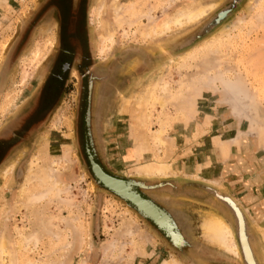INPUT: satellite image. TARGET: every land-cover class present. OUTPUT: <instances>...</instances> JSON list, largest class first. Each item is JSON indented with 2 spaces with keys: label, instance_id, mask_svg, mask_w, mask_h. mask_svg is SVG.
I'll return each mask as SVG.
<instances>
[{
  "label": "rangeland",
  "instance_id": "1",
  "mask_svg": "<svg viewBox=\"0 0 264 264\" xmlns=\"http://www.w3.org/2000/svg\"><path fill=\"white\" fill-rule=\"evenodd\" d=\"M83 8L86 62L80 55L44 102L71 58V5L0 0V264H245L225 197L264 264V0ZM89 126L109 174L173 184L143 191L171 213L186 246L97 183ZM208 212L225 218L239 258L206 241Z\"/></svg>",
  "mask_w": 264,
  "mask_h": 264
},
{
  "label": "bare ground",
  "instance_id": "2",
  "mask_svg": "<svg viewBox=\"0 0 264 264\" xmlns=\"http://www.w3.org/2000/svg\"><path fill=\"white\" fill-rule=\"evenodd\" d=\"M100 6L102 8V5ZM206 8L207 7L205 6L197 7L195 10L187 14L188 19L195 20L196 18H198L199 16L205 13ZM118 10L119 9H117V11ZM179 21L180 20L177 19V23H179ZM106 35L109 40L114 39V34L111 28H107L105 36ZM168 169L169 167L167 166L166 170ZM95 170L97 171V174L100 177H103L102 179L105 181L106 184L118 190L125 197L132 199L135 203H137L140 206V208H142L146 212L148 216L153 217L155 220H157V222L161 226L165 227V229L170 231L173 236L175 234L177 237V233L175 229L173 228L174 226L172 224L171 219L167 215L163 214L150 200L148 201V199H145L141 194L136 192L133 189V186L131 183L125 182L120 179H115L114 177L110 175L105 176L102 173V171H100L97 167L95 168ZM145 173H146L145 174L146 176L150 175L148 170H145ZM163 176H167V175L165 174ZM202 218H203V224H202L203 236L205 237L206 241L209 242L210 244H213L219 247L225 252L231 254L232 256L239 258L240 256L238 253L237 242L233 235L234 233L232 232L225 218H223L222 216L214 212H208ZM3 244L2 246L0 245L1 246L0 253L5 254V250H4L5 245L3 246Z\"/></svg>",
  "mask_w": 264,
  "mask_h": 264
},
{
  "label": "water",
  "instance_id": "3",
  "mask_svg": "<svg viewBox=\"0 0 264 264\" xmlns=\"http://www.w3.org/2000/svg\"><path fill=\"white\" fill-rule=\"evenodd\" d=\"M226 11L222 12V14H220L219 16V20L222 19V17H224ZM90 137V140H89ZM94 147V142H93V135H92V130L90 129L89 126V133H88V143L86 144V151L88 154V159L91 165V170L92 173L94 175V177L97 180V183L99 185H102L105 189H107L108 191H110L111 193H113L114 195H116L117 197H119L121 200L125 201L130 207H132L133 209H135V211H137V213L143 217L145 220L150 221L151 223H153V225H155L157 227V229H159L162 233L165 234V236L170 239L171 243L178 249H182V247L186 246V239L183 236V234L181 233L179 226L177 224V222L175 221V219L173 218V216L171 215V213L162 205H160L159 203H157L153 198H151L149 195H147L143 190H154V189H159L161 187H165L167 185H170L172 187L173 184L171 182H163V183H159L156 185H148L146 182H142V181H137V180H133V179H127V178H122L119 176H115V175H111L109 174L107 171H105V169H103V167L101 165H99V163L96 161L95 159V150L92 149ZM98 168L100 171H102V173L105 176H112L115 179H120L123 180L125 182L131 183L133 186V189L138 192L139 194H141L145 199H148V201L150 200L163 214L167 215L173 224V228L175 229L176 233H177V237L174 234V236L171 234L170 231L166 230L165 227L161 226L157 220H155L153 217H150L146 214V212L140 208V206L135 203L132 199L125 197L123 194H121L118 190L114 189L113 187L109 186L108 184L105 183V181L102 179L103 177H100L97 174V171L95 170V168ZM210 191V189H209ZM222 199V198H221ZM225 203H227L229 205V207H231L233 209V211L235 212L237 219H238V225H239V239H240V244H241V251L243 254V259L245 261V264H257V261L255 259V255L252 249V246L250 244L249 238L245 232V220L242 217V214L240 213V211L238 210V208L235 206V204L227 197H225L224 199H222Z\"/></svg>",
  "mask_w": 264,
  "mask_h": 264
},
{
  "label": "flooded vegetation",
  "instance_id": "4",
  "mask_svg": "<svg viewBox=\"0 0 264 264\" xmlns=\"http://www.w3.org/2000/svg\"><path fill=\"white\" fill-rule=\"evenodd\" d=\"M54 1V0H52ZM87 0H58V4L65 5L69 3L71 10L67 17V20L63 23L67 28L66 42L73 47L71 51H67L66 54L70 55L71 58H67L61 63V74L55 73L50 79V83L45 91L43 101L50 99L55 95V92L59 89V84L64 80V75L73 70V65L80 55H83V64L86 62L84 57V46H85V27H84V16L83 6ZM56 5V2H55Z\"/></svg>",
  "mask_w": 264,
  "mask_h": 264
}]
</instances>
